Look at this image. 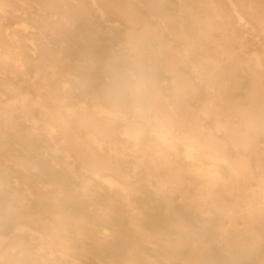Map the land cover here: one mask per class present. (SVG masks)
Listing matches in <instances>:
<instances>
[{
    "label": "rangeland",
    "instance_id": "rangeland-1",
    "mask_svg": "<svg viewBox=\"0 0 264 264\" xmlns=\"http://www.w3.org/2000/svg\"><path fill=\"white\" fill-rule=\"evenodd\" d=\"M0 1L10 4L0 3V194L14 204L55 205L35 214L48 216L43 221L21 219L19 238L0 225V264H194L190 231L202 236L210 264L230 256L226 231L236 229L247 245L257 240L248 230L251 212L264 216V26L248 10L264 0ZM131 10L136 24L126 16ZM42 14L56 20L54 29L38 25ZM47 33L55 37L53 57L39 49ZM227 63L216 82L213 67ZM182 104L196 108L197 127L223 146L224 159L210 158L208 148L199 160L188 156L179 129L167 141L159 137L155 114L180 124ZM109 117L120 127L115 137L107 133ZM227 117L240 129L236 139L224 128ZM151 146L163 154L153 158ZM94 152L102 153L96 161L119 163L124 178L100 171L101 161L95 173ZM210 168L220 172L218 186L202 171ZM60 209L76 213L58 218ZM258 221L262 235L264 218Z\"/></svg>",
    "mask_w": 264,
    "mask_h": 264
},
{
    "label": "bare ground",
    "instance_id": "bare-ground-1",
    "mask_svg": "<svg viewBox=\"0 0 264 264\" xmlns=\"http://www.w3.org/2000/svg\"><path fill=\"white\" fill-rule=\"evenodd\" d=\"M174 1V0H173ZM200 1V0H199ZM249 1V0H247ZM260 1V0H259ZM195 1H193L192 3H194ZM220 2H225L223 0H220ZM227 2V1H226ZM0 3L2 5H9V3H5L4 1H0ZM113 3V2H112ZM242 3V2H241ZM253 3V2H252ZM212 4V3H210ZM245 5V4H244ZM248 5V4H247ZM241 6V5H240ZM250 6H251V3H250ZM255 6V5H254ZM43 6L41 5V7L39 8V10H44L42 8ZM47 7L51 8L53 7V4L52 2H48V5ZM209 7V6H208ZM243 7V6H242ZM253 7V6H252ZM251 7V8H252ZM85 8V7H84ZM131 8V7H130ZM155 10L157 12H161V11H164L166 10L163 5H159V4H155L154 6ZM201 8V7H200ZM203 8V7H202ZM245 8V6H244ZM256 8V6L254 7ZM85 10V9H84ZM212 10V9H211ZM218 10V9H217ZM6 11V10H5ZM209 12V11H208ZM222 12V11H221ZM249 14L251 16H253L260 24H262L264 26V4H259V6L256 8V9H249L248 10ZM211 13V12H210ZM216 13V12H214ZM224 13V12H223ZM37 14V13H36ZM230 13H228V16H229ZM47 15V14H46ZM231 15V14H230ZM126 16L128 17V19L132 22H134V24L137 23V19L138 16L135 14L134 11H130L129 13L126 14ZM174 16V15H173ZM172 16V17H173ZM179 16V15H178ZM197 16V15H196ZM194 16V17H196ZM33 17V16H32ZM47 16H45V14H42L39 16V20H37L38 22V25H40L41 27L44 26L45 28H43L44 30H52L54 29V27L52 25H54L53 23H57L56 20L54 19H49L47 20L46 19ZM171 17V18H172ZM232 18V16H230ZM50 18V17H48ZM211 18V16H210ZM227 18V17H226ZM225 18V19H226ZM185 19V18H184ZM212 19V18H211ZM203 20V19H202ZM194 21V20H193ZM205 21H206V18H205ZM184 22V21H183ZM208 23V22H207ZM259 24V25H260ZM210 25V24H209ZM213 25V24H212ZM184 26V25H183ZM261 26V25H260ZM134 27V26H133ZM148 27V26H147ZM65 28V27H64ZM69 28V27H68ZM135 28V27H134ZM230 29V28H229ZM58 30V29H57ZM231 30V29H230ZM229 30V32H230ZM0 31H1V27H0ZM43 31V30H42ZM59 31V30H58ZM234 31V30H233ZM61 32V31H60ZM242 32V31H241ZM234 33V32H232ZM243 34V33H241ZM162 35V34H161ZM158 36V35H157ZM155 37V36H154ZM199 39V38H198ZM216 39V38H215ZM55 40V37L51 34V33H47L45 34V36H42L40 37V44H39V49L42 51H44V53H47L50 57H53L57 54V49L56 47H50V43L53 42ZM228 43V42H227ZM214 44V42H213ZM6 45V43H3L2 47ZM1 47V46H0ZM196 47V46H195ZM18 48L20 49V46H18ZM223 48V47H222ZM197 49V47H196ZM50 51H52V53H49ZM147 52V51H146ZM228 52V51H227ZM226 53V52H225ZM229 53V52H228ZM237 53V51H236ZM198 54V53H197ZM1 55V53H0ZM231 55V54H230ZM84 57V56H83ZM5 58H9L10 59V56L5 54ZM14 60L16 61H20L21 60V57L19 55V53H17V56L16 57H12ZM49 58V57H48ZM64 58L62 57H58L57 60L58 61H62L63 63H65L67 60H63ZM1 60V59H0ZM77 61H79L80 59H76ZM83 61H86V62H93V58L92 57H87V58H82ZM259 60V59H258ZM54 61V60H53ZM70 62V60H68ZM243 61V60H242ZM216 62V60H215ZM199 63V62H198ZM217 63V62H216ZM194 64V63H192ZM220 64V63H218ZM228 66H223V65H216L213 67V71L211 72L212 73V76H214V80L216 82L220 81V77L222 78V76L226 75L227 71L230 70V64L227 63ZM69 65V63H68ZM67 65V66H68ZM71 66V65H70ZM206 67V66H205ZM84 69V67H82ZM80 69V68H79ZM77 69V70H79ZM206 70V69H205ZM204 71V70H203ZM236 71V70H235ZM72 72V71H71ZM232 72L233 74V77L236 76V73L234 71H230ZM72 74H75V72H72ZM80 72L78 71V73H76V77L79 76ZM200 74V73H199ZM240 74V73H239ZM238 74V75H239ZM237 75V76H238ZM236 76V77H237ZM183 78V77H182ZM261 80V79H259ZM257 81V80H256ZM223 83V82H222ZM228 83V82H227ZM139 85V84H138ZM223 85V84H222ZM227 86V85H226ZM241 86V84H240ZM240 88V87H239ZM104 89H107V88H104ZM103 91V90H102ZM107 91V90H106ZM135 94V92L133 90H128V94ZM85 95L87 93H84ZM233 95V93H232ZM136 96V95H135ZM142 97V96H141ZM260 97V99H259ZM257 100H261V95H260V91H259V94L257 96ZM121 98H117L116 100L119 102ZM142 99H146L142 97ZM214 99V98H213ZM220 99V98H219ZM125 100V98H124ZM218 100V99H217ZM148 102V101H147ZM221 102V101H220ZM167 103V102H166ZM165 103V104H166ZM172 107V106H171ZM161 108V105L159 104H156L154 107H150V109H160ZM137 109H144V107H142L141 105H137ZM181 117H180V120L177 119L180 124H175L173 125L172 121L171 120H168V119H165L164 117H161L159 116L158 114H155V117L158 118L156 121L153 120V122L157 125V126H160L162 129L159 131V137L164 140V141H167V136L166 134L169 133V132H173L175 131V129H179V134H181V141L182 143L184 144V147L186 148V152L188 156L192 157L193 159H200L201 156H206V153L204 151L205 148H208V149H211L212 152H210L208 154V156L212 159H216L217 160H222L225 158L224 156V153H222V149H223V146L221 144H217L212 142V140H210V138H205L206 136H204V134H202V131L199 130V128L197 127V120H196V116L194 115H197L196 114V108H193L190 104H187V105H184L182 104L181 107ZM216 109V108H214ZM252 110V109H251ZM256 110L259 111L258 108H256ZM180 111V110H178ZM258 111H254L258 114ZM158 112V111H157ZM185 112V114H184ZM187 112V114H186ZM153 113V112H152ZM155 113V112H154ZM245 115L249 118L252 117V113L250 114L249 116V113L250 112H244ZM255 113V114H256ZM194 114V115H193ZM223 114V113H222ZM225 115V114H224ZM259 115V114H258ZM229 116V115H227ZM260 116V115H259ZM149 117V115L146 116V118ZM246 117V119H247ZM199 119V118H198ZM176 120V121H177ZM104 121H106L107 123H109V125L107 126V133L108 135L110 136H114V134L116 133V131L119 130L120 127L116 126L115 123H114V118L112 117H109V118H106L104 119ZM230 118L227 117V120H226V126L224 127L225 130H227V132L229 133H232V136L236 139L237 135H239V132H240V129L237 128V129H234L232 128L231 126V122H230ZM258 122V125L254 128L256 129L258 132H259V129L261 128V126H263V123ZM246 123H248V125L250 126H254V124L250 121H248V119L246 120ZM130 123H126L125 124V127L126 126H129ZM178 125L176 128L175 126ZM70 126V125H69ZM238 127V126H237ZM158 133V132H157ZM228 133V134H229ZM140 134L142 135L143 132H140ZM95 141V140H94ZM129 142V141H128ZM167 144V142H166ZM134 145V144H133ZM86 146V145H85ZM222 146V147H221ZM137 147V146H135ZM247 148L249 146H246ZM168 148V147H167ZM174 148V147H173ZM149 150L152 152V157L154 158V155H158L157 153H162L163 154V150L162 148L161 149H155L154 147H150ZM184 153V154H185ZM99 154H102V153H99ZM99 154L97 152H94L92 153V158H91V162L92 163V167L94 168V170L96 171V166H98L97 164L101 161L100 163V171L103 170L104 168H107L108 171H113L115 172L117 175L121 176L124 178V175H123V172L121 171V167H120V164L119 163H116V164H112V162H106L104 161L103 159H101L100 161H96V158H98ZM143 156V155H142ZM164 156V155H163ZM178 156V155H177ZM14 157V156H13ZM208 157V158H209ZM107 158V157H106ZM172 158V157H170ZM168 160H170L168 158ZM192 160V159H191ZM190 160V161H191ZM12 162V161H11ZM240 162V161H239ZM49 163V162H48ZM236 165L234 166L235 167V170H243L245 171V166L243 164H237L238 162H235ZM224 164V163H223ZM218 166V165H217ZM137 167V166H136ZM148 169V168H147ZM149 170V169H148ZM202 171H206L205 173L206 174H211L212 175V183L214 184L213 186L215 187V185L219 184L218 182H220V172L216 171V170H213V169H203ZM231 172V171H230ZM248 172V171H247ZM95 173H98V171H96ZM92 174V173H91ZM93 176V175H92ZM100 176V175H99ZM191 176V175H190ZM220 176V177H219ZM250 176V175H249ZM3 178V177H1ZM72 178V177H71ZM159 178V177H158ZM230 178V177H229ZM234 178V177H232ZM76 179V178H75ZM102 179V178H101ZM100 179V180H101ZM117 181V180H116ZM233 181V179H232ZM224 182V181H223ZM228 182V181H227ZM79 183V182H78ZM81 183V181H80ZM25 184V182H24ZM23 184V185H24ZM65 184V183H64ZM70 184V183H69ZM240 185V184H239ZM92 186V185H91ZM218 186V185H217ZM241 186V185H240ZM54 187V186H53ZM195 187V186H194ZM86 188V187H85ZM198 189V188H197ZM231 189H235V190H238L240 189L239 187L237 186H233L231 187ZM82 189H80L81 191ZM85 190V189H84ZM82 190V191H84ZM200 190V189H199ZM241 191H244L241 190ZM1 192V191H0ZM38 194V193H37ZM40 194V193H39ZM42 194V193H41ZM239 195H241L240 192H238ZM44 196V195H43ZM114 196V195H113ZM26 197V196H25ZM64 197V196H63ZM96 197V196H95ZM207 198V197H206ZM226 198V197H225ZM210 199V198H209ZM208 199V200H209ZM60 200V199H59ZM81 200V199H80ZM117 200V199H115ZM214 200V199H213ZM212 200V201H213ZM58 201V200H57ZM73 201H75L73 199ZM71 200V203L73 202ZM19 202V201H18ZM217 202V201H216ZM220 202V201H219ZM205 203V202H204ZM212 203V202H211ZM48 205V204H47ZM83 205H86V204H82V203H78V206H79V209H78V212H82L84 214H87L86 212V208L83 209ZM44 206V208H41L40 205L36 204V203H25V204H14L13 202H10L9 200V197H8V193L6 192H2V194H0V225L2 224V228L3 230L5 231H9V232H12L13 234V237H21V235H19L21 232L20 230V225L22 224L21 223V219H25V217H28L31 219V221H34V220H38V221H43L44 218L48 217V216H44V218L38 216V215H35V214H39L38 212H43L45 211V213H51V211H53V208H54V204H50L48 206L45 205H42ZM154 206V205H153ZM97 207V206H96ZM225 207V206H223ZM76 209V208H75ZM84 210V211H83ZM175 210V209H174ZM194 210V209H193ZM226 210V209H224ZM66 211V210H65ZM158 212V211H157ZM176 212V211H175ZM233 211H226L227 214H232ZM76 212H72V211H66L64 212V210L60 209L59 210V215H57L58 218H61V217H66L68 215H71L72 214H75ZM146 213V212H144ZM168 213V212H167ZM171 213V212H170ZM185 213V212H184ZM212 213V212H211ZM236 213V212H235ZM55 214V213H54ZM119 214V212H118ZM130 214V213H129ZM258 214V216H257ZM120 215V214H119ZM136 215V214H135ZM164 215H165V212H164ZM103 216V214H102ZM105 216V215H104ZM115 216V215H114ZM128 216V215H127ZM130 216V215H129ZM145 216V215H144ZM147 216V215H146ZM158 216V215H157ZM162 216V215H161ZM55 217V215H54ZM55 217V218H57ZM108 217V216H107ZM106 217V218H107ZM111 217V216H109ZM117 217V216H116ZM251 221H252V227L250 228V230H248V232L250 233H253L254 236L251 234L252 237H257V240L253 241V243H249L250 245H247L246 243H244V240H242L240 242V240L238 241L237 239H235V236H238L237 234L238 231H236V229L232 230V231H226V234H225V238L226 240H228L227 244H228V249L227 252H230V256H227V255H224V254H219L217 255L219 259V261H213L212 263L210 264H255L254 261H258L260 264H264V233L261 235V231L258 233V232H255L256 230V226L254 225L256 222H259L258 220H260L261 218H264V216L261 214V213H256V214H253L251 212ZM90 218V216H89ZM122 218V217H121ZM177 218V217H176ZM91 219V218H90ZM128 219V218H127ZM133 219V217H132ZM146 219V218H144ZM94 221V220H92ZM35 222V221H34ZM82 222V221H80ZM97 222V221H96ZM107 222V221H106ZM135 222V221H134ZM262 222V221H261ZM72 223V222H71ZM63 224V222L61 223ZM75 224V223H74ZM84 224V223H83ZM98 224V223H97ZM153 224V223H152ZM143 225V224H142ZM82 227V225H80ZM141 226V224H140ZM86 227V226H85ZM153 227V228H151ZM146 227L149 228V230L151 229V232L152 233H155L156 231V228L157 226L155 225H151ZM190 227V226H189ZM83 228V227H82ZM262 231L264 232V227H262ZM46 229V228H45ZM49 230L51 231H54V229L52 227L48 228ZM65 229V228H64ZM86 229V228H85ZM202 229V228H201ZM131 230V229H130ZM187 230V229H186ZM193 230V229H192ZM197 230V229H196ZM45 231V230H44ZM85 231V230H84ZM161 231V230H160ZM194 231V230H193ZM55 232V231H54ZM255 232V233H254ZM92 233V232H91ZM132 233V232H131ZM146 233V231H145ZM23 234V233H22ZM55 234V233H54ZM116 234H117V231H116ZM121 234V233H120ZM134 234V233H133ZM144 234V232H143ZM148 234V232H147ZM190 236L187 237L189 239H187V242L186 244L188 245H191V250H192V253L194 254L193 255V258L195 259L194 260V264H206V262H204V259H205V256H209V249H203L202 245H203V239H202V236L200 234H196L195 232H192L190 231L189 232ZM125 235V234H124ZM159 235V234H158ZM246 235L248 236L249 233ZM87 236H89V234L87 233ZM91 236L93 237V241L94 242H97V244L99 243L98 241L101 240V238H103V236L100 235V231H95L93 232V234H91ZM246 236V237H247ZM129 237V236H127ZM137 238V237H136ZM66 239V238H65ZM177 239V238H176ZM253 239V238H252ZM72 240V239H71ZM177 241V240H176ZM180 241V240H179ZM49 243V242H48ZM180 243V242H179ZM196 243V245H195ZM61 244V243H60ZM168 244V243H167ZM165 244V245H167ZM185 244V243H184ZM202 244V245H201ZM172 245V244H171ZM199 245V246H198ZM12 246V245H11ZM101 246L103 245H98L99 248H101ZM225 246V245H224ZM85 247V246H84ZM245 248L246 251H243L242 249L240 250L239 248ZM202 250H201V249ZM82 249H83V246H82ZM102 249V248H101ZM99 249V250H101ZM97 250V249H96ZM51 252H52V249H51ZM99 252V251H98ZM97 252V253H98ZM104 252V251H103ZM106 252V251H105ZM61 253V251H60ZM62 254V253H61ZM66 254V253H65ZM64 254V255H65ZM68 254V253H67ZM105 254V253H104ZM187 255V254H186ZM102 256V255H101ZM40 258V257H39ZM12 259V258H11ZM11 259H7V264H15L17 263V261H11ZM140 259V258H138ZM144 259V258H143ZM6 261V260H5ZM75 261V260H74ZM252 262V263H251ZM34 263V261H33ZM208 264V263H207Z\"/></svg>",
    "mask_w": 264,
    "mask_h": 264
}]
</instances>
